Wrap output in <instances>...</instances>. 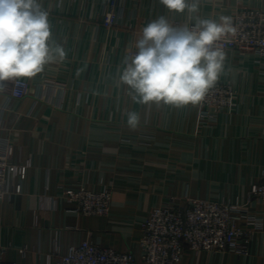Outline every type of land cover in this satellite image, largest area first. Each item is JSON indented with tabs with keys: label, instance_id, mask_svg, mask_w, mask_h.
I'll list each match as a JSON object with an SVG mask.
<instances>
[{
	"label": "crops",
	"instance_id": "obj_1",
	"mask_svg": "<svg viewBox=\"0 0 264 264\" xmlns=\"http://www.w3.org/2000/svg\"><path fill=\"white\" fill-rule=\"evenodd\" d=\"M39 3L49 13L48 43L65 56L20 78L29 83L23 98L11 96L16 80L0 91V154L11 145V163L29 164L23 179L9 169V193L0 198L5 263L55 264L58 254L89 239L145 264L142 224L171 197L184 206L195 198L240 203L264 222V201L250 194L264 170L263 58L234 47L224 52L216 82L233 87L231 104L207 118L202 101L179 108L135 102L119 80L149 21H232L264 0H199L191 17L169 12L160 0H117L112 27L103 24L106 0ZM130 111L139 116L135 129L127 125ZM82 187L111 189L110 213L75 211L64 191ZM182 264H264V232L251 237L246 253L187 250Z\"/></svg>",
	"mask_w": 264,
	"mask_h": 264
},
{
	"label": "built area",
	"instance_id": "obj_2",
	"mask_svg": "<svg viewBox=\"0 0 264 264\" xmlns=\"http://www.w3.org/2000/svg\"><path fill=\"white\" fill-rule=\"evenodd\" d=\"M107 8L103 13V24L112 27L119 23L117 0H106ZM195 23L190 25L194 26ZM235 34L216 42L223 51L230 48L253 51L264 59V7H245L236 13L231 21ZM136 50L129 51L131 53ZM29 89L24 79L15 81L11 96L23 98ZM233 87L218 83L210 88L203 100L202 116L211 117L231 104ZM11 145L0 154V198L8 193V171L22 179L26 176L29 164H12ZM21 184L17 191H20ZM251 196L264 201V170L258 183L253 185ZM64 195L76 203L75 211L88 215H108L112 209L113 192L111 189L91 191L85 188L67 189ZM143 235L140 239L142 261L145 264H182L187 250L210 252H247L248 243L256 232H264V222L240 203L211 199H190L188 205H181L175 197L151 209L142 224ZM6 246L0 236V264L5 263L3 255ZM55 264H140L130 252H121L103 247L91 240L70 247L68 253L58 254Z\"/></svg>",
	"mask_w": 264,
	"mask_h": 264
},
{
	"label": "clouds",
	"instance_id": "obj_3",
	"mask_svg": "<svg viewBox=\"0 0 264 264\" xmlns=\"http://www.w3.org/2000/svg\"><path fill=\"white\" fill-rule=\"evenodd\" d=\"M169 11L191 17L199 0H160ZM49 13L39 0H0V91L3 84L31 78L57 57L62 47H50ZM235 34L229 17L220 21L196 17L194 26H174L159 16L144 26L135 41L136 52L125 56L120 83L133 101L182 107L199 104L222 71L225 53L216 42ZM139 116L127 113V125L135 129Z\"/></svg>",
	"mask_w": 264,
	"mask_h": 264
},
{
	"label": "rangeland",
	"instance_id": "obj_4",
	"mask_svg": "<svg viewBox=\"0 0 264 264\" xmlns=\"http://www.w3.org/2000/svg\"><path fill=\"white\" fill-rule=\"evenodd\" d=\"M239 11H240V10H239ZM239 11H238V12H239ZM238 12H237V13H238ZM112 192H113V191H112Z\"/></svg>",
	"mask_w": 264,
	"mask_h": 264
}]
</instances>
